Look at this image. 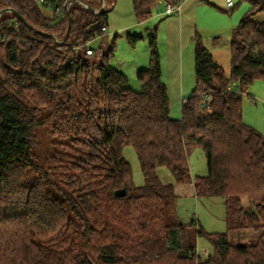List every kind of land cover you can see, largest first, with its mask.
<instances>
[{"label": "trees", "instance_id": "trees-1", "mask_svg": "<svg viewBox=\"0 0 264 264\" xmlns=\"http://www.w3.org/2000/svg\"><path fill=\"white\" fill-rule=\"evenodd\" d=\"M66 1L102 5L0 0V12L12 8L31 26L0 15V264H264V133L243 120V91L264 80V0H248L252 9L232 31L230 76L194 37L195 88L180 119L170 115L156 31L135 91L111 66L112 47L92 57L88 44L105 36L107 10L73 4L57 13ZM160 1L133 0L137 20ZM124 146L137 154L142 186ZM197 147L207 173L193 178ZM161 167L174 182L161 180ZM186 183L199 198L223 197L230 229L258 232L257 242L235 244L201 227L193 235L170 215ZM201 237L213 247L205 259Z\"/></svg>", "mask_w": 264, "mask_h": 264}, {"label": "rangeland", "instance_id": "rangeland-1", "mask_svg": "<svg viewBox=\"0 0 264 264\" xmlns=\"http://www.w3.org/2000/svg\"><path fill=\"white\" fill-rule=\"evenodd\" d=\"M107 10V27L106 35L104 37H97L88 45L95 50L92 57L99 55V48L104 52L112 47L113 53L110 57V64L124 72L128 78V87L132 90L139 91L141 84L137 78L139 70H144L149 67L150 63V35L151 32L158 31L156 28L149 26L148 20L139 22L136 18L133 6V0H103ZM235 6L232 10L240 11L242 13L238 23L249 12L250 3L248 0H234ZM162 8L163 4L160 5ZM165 9V7H164ZM42 13L45 17L51 19L55 16L52 8L41 5ZM171 18V16H166ZM156 27V26H154ZM233 28L228 31L209 32L198 31L203 45L211 52L214 60L222 66L226 76L231 75V38ZM167 31L170 32L169 37L174 36L173 25L168 26ZM159 48L163 76L162 80L167 86L168 96L170 100V115L172 118L180 119L182 117L183 100L181 98V77L184 75L185 96L190 97L195 88V72H194V53L195 40H192L193 53L187 50L185 45V70L179 75L176 73H169L167 63L171 59L175 51L173 45H170L169 50H162L161 43L156 38ZM172 41V39H171ZM170 42V41H169ZM164 53V55H163ZM144 61L146 65H143ZM167 62V63H166ZM139 68V69H138ZM178 78V79H177ZM187 100V99H186ZM185 100V101H186ZM243 120L255 130L264 133V80H257L251 86L243 91ZM123 156L130 162L133 171V184L135 186H142L144 184V175L133 147L124 146L122 149ZM190 167L192 177L197 175H205L207 173L206 158L201 148L197 147L190 155ZM161 180L165 183L174 182L170 171L166 167H161L158 170ZM177 200L170 211V215L183 223L190 226V231L194 235L197 227H201L208 233H227L230 242L239 245L255 244L260 233L253 230H232L229 227L226 219V208L224 199L218 197H197L193 192V186L190 183L182 185L178 189ZM245 207H250L247 200H243ZM198 255L205 259V251L213 254V247L205 238H198Z\"/></svg>", "mask_w": 264, "mask_h": 264}, {"label": "crops", "instance_id": "crops-1", "mask_svg": "<svg viewBox=\"0 0 264 264\" xmlns=\"http://www.w3.org/2000/svg\"><path fill=\"white\" fill-rule=\"evenodd\" d=\"M161 4L164 5V0L160 1L158 6L153 11L152 16L147 19V24L151 26L150 24L152 23L151 28H156L158 31V41L161 43L160 46L162 47L164 53L169 50L170 45H173L175 48L171 59L168 63L166 62L169 73H176L175 75H179L180 72L184 74L185 48L187 46L190 59V53H193L192 40L198 34V31L204 30L212 33H223L221 31H228L232 29L238 23L242 15L240 11L234 12L232 9H227L224 0H183L180 12L173 15H166L164 7L162 8L160 6ZM251 9L252 5H250L249 10ZM166 16H171V18H166ZM172 25L174 28V36L169 37L170 32L167 31V28L168 26L172 27ZM143 65H146L145 61ZM161 65H163L162 60ZM181 83V98L184 99V102L189 98V96H185L184 75L181 77ZM180 188H182V185L177 186V192Z\"/></svg>", "mask_w": 264, "mask_h": 264}, {"label": "built area", "instance_id": "built-area-1", "mask_svg": "<svg viewBox=\"0 0 264 264\" xmlns=\"http://www.w3.org/2000/svg\"><path fill=\"white\" fill-rule=\"evenodd\" d=\"M39 1L41 3H46L47 2V0H39ZM224 1H225V6H226L227 9H232L235 6L234 0H224ZM182 2H183V0H173L172 2L164 1L165 14L166 15L178 14L180 12V7H181ZM73 4H79V5H82L83 7L87 8V5L84 4L81 1H66L64 3L63 7H57L56 11L59 14L60 13H64V12H68L69 8ZM104 6H105V4L103 2L99 9H104ZM17 26H18V24H15V27H17ZM103 30H104V35H106V28H104ZM87 54H89V55L93 54V50L88 49L87 50ZM235 86H236V83H233V85L231 87H235ZM203 100L204 101L201 104V107H205L206 106V103L210 100V97L209 96H204ZM205 253H206V255H209L208 251H205Z\"/></svg>", "mask_w": 264, "mask_h": 264}, {"label": "water", "instance_id": "water-1", "mask_svg": "<svg viewBox=\"0 0 264 264\" xmlns=\"http://www.w3.org/2000/svg\"><path fill=\"white\" fill-rule=\"evenodd\" d=\"M102 3H103V0H102ZM86 5H87V4H86ZM87 9H89L91 12H93V13H95V14H98V13H100V12L103 11V9H99V10L97 11L93 6H90V5H87ZM4 12H11V13L15 14V15L18 17V19H20L24 24H26L27 26L31 27V26L29 25V23L26 21V19H25L22 15H20L17 11H15L14 9H12V8H7V9L1 11V12H0V15H1L2 13H4ZM70 28H71V22L69 21L68 32H69ZM67 34H68V33H67ZM114 194H115L116 197H124V196H126V194H127V190H126L125 188H123V189H119V190H116Z\"/></svg>", "mask_w": 264, "mask_h": 264}]
</instances>
